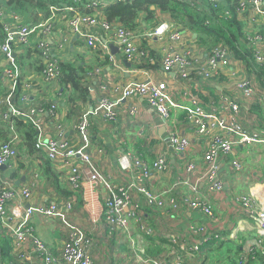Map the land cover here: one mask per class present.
<instances>
[{"label":"crops","instance_id":"crops-1","mask_svg":"<svg viewBox=\"0 0 264 264\" xmlns=\"http://www.w3.org/2000/svg\"><path fill=\"white\" fill-rule=\"evenodd\" d=\"M150 9L152 15L146 11L138 15L136 19L138 31L147 29L160 20L175 19L170 13L161 12L154 6ZM250 9L253 10L252 7ZM257 17L264 20L262 16L257 15ZM40 18L41 15H38L34 21L30 20L26 23L35 25L45 21ZM238 19L243 30L248 32L246 19ZM178 21L183 37L179 43L171 44L172 48H189L194 53L198 50L203 51L205 47L228 49V55L225 57L228 63L224 65L223 59L219 60L218 76L208 81L194 75L188 79H182L176 74L162 71L158 62L150 64V67L133 66L125 61L119 52L114 54L118 65L113 66L108 60V62L105 61L107 58L102 53L87 47L81 37L72 36L65 20L54 17L49 41L54 48L52 55L60 63H73L88 71L90 100L87 103L78 102L75 109L71 110L66 102L65 93L61 95L56 85H44L39 88L42 89V95L36 94L34 97L33 91L30 92L28 106L34 107L38 106L37 103L53 102L57 108L58 119H53L47 112L41 115L39 121L42 125V136L58 138L59 134H62L61 138H65L72 146L81 144L74 126L81 115L88 113L92 136L86 149L90 154L91 163L83 164L76 159L82 181L80 189L73 193L64 190L61 183H59L60 188L56 189L47 176H43L42 160L39 155L34 154L23 156L19 154L18 166L21 167L18 170V178L12 181L14 185L16 181H19L17 186H26L31 190L30 197L25 201L26 206L50 204L58 206L61 212L58 219H46L38 215L31 219L34 233L57 258L54 264H64L59 257L72 228L92 242L88 252L97 264H126L128 259L130 261L127 264H138L134 261V255L139 254V250H142L143 257L145 253L146 257L153 260H172L177 246L192 237L191 226L204 228L201 235H193L192 238L201 243L202 250L206 251L208 259L212 261L211 264H264V258L254 243L257 231L256 220L252 216L260 206H264V143L262 142L264 138V99L262 97L264 69L259 70L257 66L249 69L244 61L237 59L228 47L225 48L222 44L223 40L219 41L214 37L215 34L205 35L197 31L194 25L190 24L194 22L193 19L185 18L183 22L179 19ZM262 31L264 32V27ZM89 33L102 36L103 40L109 41L111 38V33H105L99 24L93 26ZM43 38L42 34L36 33L32 34L31 41ZM152 47L156 50L153 52L158 54L163 46L155 41ZM34 60L35 56H31L20 66L24 80L28 77L31 79L32 75L36 74L34 68L30 67L34 66ZM1 66L7 65L0 55ZM26 67L29 68L24 71ZM247 79L256 92L251 97H245L238 86L239 81ZM146 80L156 82L180 105L173 110L175 127L179 134L185 135L190 140L185 158L196 164L193 172H186L183 163L175 158L173 150H170L166 131H161V127H164L162 119L142 98L124 96L123 90L127 85ZM3 84H8V81L4 79ZM32 88L35 89L36 86L32 85ZM186 91L195 94L200 103L207 107L208 105L216 107L223 95L237 99L244 127L250 132L258 133L260 141L239 143L229 154L221 155L217 159L219 175L223 180V189L220 193H211L204 183H199L201 194L211 205L213 217L185 204L179 205L174 212L170 213L162 212L156 207H146L144 217L154 228V234L143 235L136 224L130 221L133 225L131 228L129 223L130 231L123 237L116 238L109 233L103 211L110 189L128 182V175L121 170L118 162L122 154L130 153L149 164L153 163L158 156H164L168 160L167 170L154 175L147 182L153 193L163 195L164 198L180 199L181 195L187 192L186 185L182 181L196 183L202 174L205 145L185 120L184 107L190 104V98L184 95ZM103 96L114 104L116 116L112 120H106L103 112L98 109L99 99ZM132 108L137 110L135 117L129 115ZM234 162L240 164L239 170L233 166ZM51 166L61 180L60 177L65 171L61 163H52ZM92 167H96L100 172V180H90ZM12 172L13 170L6 168L0 169V180L10 181ZM22 178L23 180H20ZM239 195H247L251 198V211L235 203L234 199ZM15 202H9L8 208ZM13 227L14 224L8 219L4 222L0 221V264H18V251L32 255L31 261L27 264H41L39 257L33 253L31 241H25L20 246L15 245L11 233ZM8 249L9 252H7ZM204 256L205 253L196 258L187 257L186 264H199Z\"/></svg>","mask_w":264,"mask_h":264},{"label":"built area","instance_id":"built-area-1","mask_svg":"<svg viewBox=\"0 0 264 264\" xmlns=\"http://www.w3.org/2000/svg\"><path fill=\"white\" fill-rule=\"evenodd\" d=\"M78 2L79 0H74ZM132 2L133 0H86L81 6H73L69 2L62 3L60 7L51 6L50 16L39 24L28 25L23 18L0 8V55L5 60V67H0V120L9 129L14 130L12 117L27 116L35 125L39 132L36 146L43 150L46 157L55 164L61 163L64 173L61 176L62 183L70 191H77L81 187V174L78 159L83 164H90V154L87 147L91 141L92 129L91 120L88 113L81 115L74 128L77 131L81 144L70 145L65 138H44L42 136V125L39 121L45 112L50 117L57 120L56 105L51 102L50 106L43 110L41 104L38 106H28L30 92L34 97L42 95L40 86H54L59 88V78L61 70L59 61L53 57L54 48L49 44L52 34V21L54 17L65 20L68 31L72 36L78 35L84 44L104 55L111 65H118L115 55L111 52V46L116 47V53H120L129 64L139 66L151 60L150 51H156L152 43L158 41L163 47L158 52V63L165 73L176 74L179 78L188 79L192 75L204 81L218 76L220 71L219 60L223 59V64L228 62V49L214 47L211 50L203 49L194 53L189 48L175 49L171 47L173 43H179L183 37L181 28L174 19L160 20L147 29L138 31L128 29L119 22L109 23L105 20L103 8L115 2ZM185 2L197 10H207L209 18L204 21L207 27H216L217 18L204 6L205 3L212 5L213 9H219L224 5L225 0H175ZM69 3V4H68ZM264 0H240L236 14L238 18L246 19L249 27L247 47L252 50L255 63L264 69ZM252 7L253 10L250 9ZM218 18H231V13L224 9L219 13ZM99 24L105 33H111L110 40H103L99 35L89 33L93 26ZM257 28L258 30H252ZM111 31V32H110ZM40 33L43 39L31 41L32 34ZM60 47V45H59ZM26 48L37 49L42 58L43 70L39 75H32L22 80V93L18 97V106H13V93L21 76V67L18 57L23 55ZM35 77V78H33ZM6 79L8 84L4 85ZM36 86V88H32ZM238 86L242 89L245 97L256 94L250 85L249 79L239 81ZM57 88V89H58ZM56 89V90H57ZM123 94L126 97L137 96L162 119L167 135V142L172 147L175 158L183 163L186 172H193L196 164L185 158L190 140L185 135L179 134L175 127L173 110L180 105L165 93L161 86L152 80H146L127 85ZM185 97L190 98L189 105L184 107L186 121L190 129L204 142V152L202 156L203 171L196 183L182 181L186 185L187 192H184L180 199L173 197L164 198L163 195L155 194L148 187V181L154 175H159L168 168V160L164 156H158L156 160L149 164L140 157L130 153L122 154L119 159V166L128 175V182L110 189L103 211L104 221L109 233L116 238L123 237L130 231L129 223L133 220L138 230L146 236L154 234V228L144 217L146 207H156L162 212H174L179 205L185 204L192 209H197L209 217H213L211 205L199 190V183L206 185L211 193H220L223 189V180L219 175L217 159L221 155L229 154L232 148L243 142H259V134L250 132L242 123L239 104L237 99L223 95L219 104L204 106L199 98L192 92H185ZM264 99V92L262 93ZM27 106L29 108H27ZM98 109L103 112L106 120H112L116 116L114 104L103 96L99 99ZM129 115L135 117L137 110L130 109ZM215 129L216 131H212ZM61 138V139H60ZM264 143V138L262 140ZM19 152L13 140L0 144V165H5L6 169L14 170L18 167ZM236 170L240 169V164L234 162ZM91 181L101 179V174L96 167L91 168ZM31 190L26 186L14 185L12 181L0 180V221L8 219L14 224L11 233L16 246H20L25 241H31L33 253L39 257L41 264H54L57 258L52 255L45 243L37 237L31 225V219L38 215L46 219H58L60 210L56 204L43 206H26L25 201L30 197ZM16 201L8 208L9 202ZM235 203L241 204L244 209L251 211V198L247 195H239L234 199ZM143 205H142V204ZM67 206L70 207L69 203ZM256 220L255 229L257 237L254 241L259 249L260 255L264 258V206L252 214ZM203 227L191 226L190 232L193 235H201ZM190 237L187 241L177 246L174 258L170 261L153 260L142 256V250L134 255V261L151 264H186V258H196L205 253L203 261L199 264H211L205 250H202L201 243ZM172 241V239H171ZM92 242L88 237L83 236L78 230L72 228L67 236L65 246L60 253V261L64 264H97L88 248ZM32 255L24 251L17 252L18 264H27L31 261ZM208 259V260H207Z\"/></svg>","mask_w":264,"mask_h":264},{"label":"trees","instance_id":"trees-1","mask_svg":"<svg viewBox=\"0 0 264 264\" xmlns=\"http://www.w3.org/2000/svg\"><path fill=\"white\" fill-rule=\"evenodd\" d=\"M86 0H0V8H5L7 11L20 15L25 22L34 21L38 15H41L40 19H47L50 16V7H60L62 3L69 2L74 7L81 6ZM240 0H225V3L219 9H213L212 5L204 4L212 14L217 18L216 27H207L204 21L209 18L207 10H197L193 6L175 0H133L132 2H115L106 5L103 8L104 18L109 23L119 22L128 29L137 28L136 19L142 11H146L149 15H152L151 6L159 9L161 12L170 13L175 19L174 21L180 23L178 19L183 22L185 18L193 19V24L197 31L205 33V35L212 33L217 40H223L222 43L225 47H228L231 53L246 64L249 69L257 66L254 61L253 53L250 48L247 47L248 33L243 30L242 24L239 22L236 14V8ZM68 3V4H69ZM226 9L231 13V18H218V14L222 13ZM42 12H41V11ZM178 18V19H177ZM177 23V24H178ZM211 50L212 48H207ZM151 60L142 63L140 67H150V64L158 62L159 55L153 51L149 52ZM31 56H35L34 72L35 75H39L43 70V63L41 54L37 49L26 48L23 55L18 57L19 65L27 62ZM106 62L107 59H105ZM31 63V62H30ZM30 65V64H29ZM61 76L59 78V91L60 94L65 93L66 102L70 105V109H75L77 103H87L90 100V89L88 85V71L80 66H75L73 63H59ZM22 75L19 76L16 88L13 93L12 103L13 106H18V97L22 93ZM43 110L48 109L50 106L41 104ZM12 123L14 130L9 129L8 126L0 122V144L13 140L16 148L21 156L23 155H39L41 162V170L43 176L53 183V186L58 189L59 183L64 190L70 191L61 180H59L58 174L52 169V162L46 157L43 150L36 146L37 137L39 132L35 125L28 119L27 116L12 117ZM186 120V118H185ZM21 167V166H20ZM18 166L13 170L10 176V181L18 178ZM70 194V193H69ZM9 252V249L7 250ZM144 256L146 257L145 253ZM243 260V259H242Z\"/></svg>","mask_w":264,"mask_h":264},{"label":"water","instance_id":"water-1","mask_svg":"<svg viewBox=\"0 0 264 264\" xmlns=\"http://www.w3.org/2000/svg\"><path fill=\"white\" fill-rule=\"evenodd\" d=\"M116 51H117V49H116L115 47L111 46V52H112L113 54H115ZM161 122H162V121H161ZM164 130H165V128H164V127H161V131H164ZM170 150L172 151V147L170 148ZM5 168H6L5 165H0V169H5ZM20 180H23V178L20 179ZM18 183H19V181H16V182H15L16 185H18Z\"/></svg>","mask_w":264,"mask_h":264},{"label":"rangeland","instance_id":"rangeland-1","mask_svg":"<svg viewBox=\"0 0 264 264\" xmlns=\"http://www.w3.org/2000/svg\"><path fill=\"white\" fill-rule=\"evenodd\" d=\"M40 11H41V10H40ZM41 12H42V11H41ZM213 48H214V47H213ZM30 67H31V68H34L33 65L30 66ZM28 68H29V67H26V68L24 69V71L27 70ZM131 221H133V220H131ZM133 222H134V221H133ZM134 224H135V222H134ZM130 225H131V228H132V227H133L132 223H130ZM129 261H130V260L128 259V260H127V263H128ZM127 263H126V264H127Z\"/></svg>","mask_w":264,"mask_h":264}]
</instances>
